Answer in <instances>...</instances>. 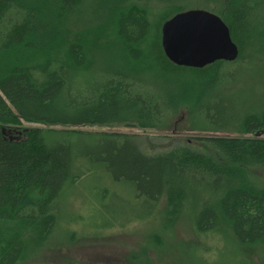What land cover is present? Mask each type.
Listing matches in <instances>:
<instances>
[{"label": "trees", "instance_id": "obj_1", "mask_svg": "<svg viewBox=\"0 0 264 264\" xmlns=\"http://www.w3.org/2000/svg\"><path fill=\"white\" fill-rule=\"evenodd\" d=\"M93 1L0 0V264H31L59 225L66 187L98 168L129 182L138 203L164 200V228L191 210L198 232L263 242L264 182L255 172L264 171V108L244 111L221 90L243 68L264 66V0L223 1L215 15L238 57L200 68L173 63L162 45L163 26L186 12L180 6L165 5L153 23L131 0H113L83 21ZM103 38L113 55L95 64L89 49ZM179 110L202 130L236 136L149 154L137 135L80 130L165 131Z\"/></svg>", "mask_w": 264, "mask_h": 264}, {"label": "rangeland", "instance_id": "obj_2", "mask_svg": "<svg viewBox=\"0 0 264 264\" xmlns=\"http://www.w3.org/2000/svg\"><path fill=\"white\" fill-rule=\"evenodd\" d=\"M129 0L123 4H127ZM224 0H131L148 11L154 23L165 5L180 6L184 11L204 10L217 14ZM113 0H94L81 14L83 21L93 16H103L113 7ZM121 4V2H119ZM85 13V14H84ZM94 21V20H93ZM101 22V20L99 19ZM97 23V22H96ZM97 25L88 24L87 26ZM173 25L170 27L172 31ZM73 30H82L73 25ZM107 33V32H105ZM171 34V33H169ZM106 52L92 45L91 61L113 55L110 38H103ZM109 44H108V43ZM97 46V45H96ZM96 48V52L94 50ZM109 49V50H108ZM100 64V63H99ZM236 82L221 91L231 95L241 104L242 110L256 111L264 108V66H247L233 76ZM165 131H141L121 125L82 127L89 132L134 134L146 144V152H165L177 144L198 147L204 138L235 137L231 133L202 130L191 120L186 110H179ZM194 122V123H192ZM23 128H45L43 125L23 122ZM264 138V135L261 136ZM264 182V171L255 172ZM111 175V176H110ZM100 168L83 176L73 186H67L59 225L35 254L31 264H264V241L254 245H240L232 238L195 230L191 210L183 212L172 226L164 228L165 201L157 207L134 200L135 192L129 182L115 181L114 176ZM123 214V215H122ZM122 215V216H121ZM125 217L135 221L115 226Z\"/></svg>", "mask_w": 264, "mask_h": 264}, {"label": "water", "instance_id": "obj_3", "mask_svg": "<svg viewBox=\"0 0 264 264\" xmlns=\"http://www.w3.org/2000/svg\"><path fill=\"white\" fill-rule=\"evenodd\" d=\"M162 45L173 63L194 68L233 62L239 52L225 23L204 10H189L167 22L162 28Z\"/></svg>", "mask_w": 264, "mask_h": 264}]
</instances>
